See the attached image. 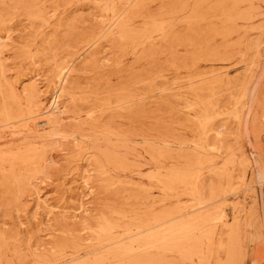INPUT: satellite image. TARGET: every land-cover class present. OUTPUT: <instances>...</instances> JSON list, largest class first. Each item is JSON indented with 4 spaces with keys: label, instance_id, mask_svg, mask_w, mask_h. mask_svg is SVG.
<instances>
[{
    "label": "rangeland",
    "instance_id": "obj_1",
    "mask_svg": "<svg viewBox=\"0 0 264 264\" xmlns=\"http://www.w3.org/2000/svg\"><path fill=\"white\" fill-rule=\"evenodd\" d=\"M0 264H264V0H0Z\"/></svg>",
    "mask_w": 264,
    "mask_h": 264
},
{
    "label": "bare ground",
    "instance_id": "obj_2",
    "mask_svg": "<svg viewBox=\"0 0 264 264\" xmlns=\"http://www.w3.org/2000/svg\"><path fill=\"white\" fill-rule=\"evenodd\" d=\"M60 80H62V82L63 83H65L66 82V79H64V78H60ZM64 85V84H63ZM59 90H60V92H59V94L62 92V90H63V86L62 85H60V88H59ZM13 94V93H12ZM59 94L58 95H56L55 97H54V99L52 100V102H51V105L49 106V110L46 112V114L47 115H45L44 117H40V118H38V119H40L39 121H41L40 123H42L43 125H46V126H48V125H52V124H55V122H56V118H57V116L61 113V109H60V107L58 106V104H57V98L59 97ZM32 112V111H31ZM34 112V111H33ZM37 113V112H36ZM8 116V115H7ZM31 116V115H30ZM37 116H38V114H37ZM11 119V118H10ZM34 123H36V121H33V122H31V124H30V129H33L35 126H34ZM36 125V124H35ZM50 127V126H49ZM14 128V127H13ZM42 147V146H41ZM31 148V147H30ZM26 149H29V148H26ZM30 151V150H29ZM33 151V150H32ZM4 153V152H3ZM2 155H4V154H2ZM37 155V154H36ZM23 161V160H22ZM33 162V161H32ZM30 163V162H29ZM35 166V165H34ZM37 167V166H36ZM10 169V168H9ZM11 175V174H10ZM27 175H28V173H27ZM38 200H39V198H38ZM44 204V202H40V206L41 205H43ZM171 238V237H170Z\"/></svg>",
    "mask_w": 264,
    "mask_h": 264
}]
</instances>
